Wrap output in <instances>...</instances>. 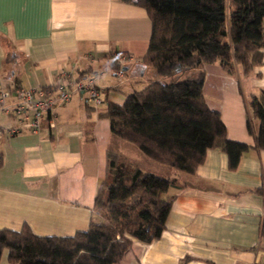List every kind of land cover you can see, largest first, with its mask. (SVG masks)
I'll return each mask as SVG.
<instances>
[{"label": "crops", "instance_id": "0c3cea01", "mask_svg": "<svg viewBox=\"0 0 264 264\" xmlns=\"http://www.w3.org/2000/svg\"><path fill=\"white\" fill-rule=\"evenodd\" d=\"M150 36L145 11L131 0H0V82L11 84V76L33 89L56 84L61 73L75 80L91 76L103 99L91 106L73 94L52 108L53 127L44 121L37 134L2 133L0 230L19 232L26 225L37 237L64 238L98 222L94 199L108 153L123 148L100 115L107 103L121 106L142 91L147 76L155 79L139 62ZM113 55L133 60L122 66L121 77ZM203 72L205 103L219 114L227 139L252 147L243 97L264 92V51L248 78L217 64ZM5 124L15 123L1 116ZM183 179L184 190L165 195L174 200L162 237L148 245L133 241L120 264H264V198L254 193L264 187V150L245 153L233 171L223 153L207 151L195 175ZM0 264H8L7 252Z\"/></svg>", "mask_w": 264, "mask_h": 264}, {"label": "trees", "instance_id": "16d2710c", "mask_svg": "<svg viewBox=\"0 0 264 264\" xmlns=\"http://www.w3.org/2000/svg\"><path fill=\"white\" fill-rule=\"evenodd\" d=\"M131 2L151 24L139 62L155 79L123 105L107 103L100 115L123 148L108 153L105 181L94 199L98 222L64 238L37 237L26 225L19 232L0 230V259L7 252L8 264H120L133 241L148 245L162 237L174 200L165 195L187 187L183 178L195 175L207 151L223 153L233 171L245 153L264 150V92L243 97L252 147L227 139L202 92L204 66L217 64L241 80L262 64L264 0ZM191 71L196 74L184 78ZM254 193L264 198V187ZM259 242L264 247V222Z\"/></svg>", "mask_w": 264, "mask_h": 264}, {"label": "built area", "instance_id": "2783aa9c", "mask_svg": "<svg viewBox=\"0 0 264 264\" xmlns=\"http://www.w3.org/2000/svg\"><path fill=\"white\" fill-rule=\"evenodd\" d=\"M111 58L119 65L116 72L119 77L123 75L121 68L126 61H133L116 55ZM73 94L83 95L85 103L91 106L103 103L96 89L95 79L91 76L75 80L67 73H61L56 84L33 89L15 88L3 80L0 82V117L10 119L15 124L0 125V136L4 133L12 137L25 131L37 134L44 121L48 122L49 127H53L52 108L56 104L68 103Z\"/></svg>", "mask_w": 264, "mask_h": 264}, {"label": "rangeland", "instance_id": "374dc122", "mask_svg": "<svg viewBox=\"0 0 264 264\" xmlns=\"http://www.w3.org/2000/svg\"><path fill=\"white\" fill-rule=\"evenodd\" d=\"M146 79H147L149 82L153 81V80H150V78H149L148 76L146 77Z\"/></svg>", "mask_w": 264, "mask_h": 264}]
</instances>
